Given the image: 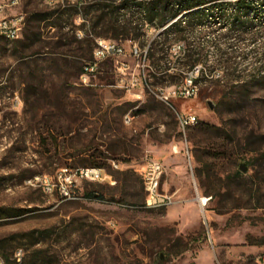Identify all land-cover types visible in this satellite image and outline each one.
<instances>
[{
    "label": "rangeland",
    "instance_id": "374dc122",
    "mask_svg": "<svg viewBox=\"0 0 264 264\" xmlns=\"http://www.w3.org/2000/svg\"><path fill=\"white\" fill-rule=\"evenodd\" d=\"M76 2L23 0L24 31L0 46L5 264H16L19 249L20 264H264V21L236 30L212 21L182 40L171 34L153 44L160 67L147 60L148 82L128 89L143 70L132 46H148L164 28L115 39L130 63L125 84L116 59L84 82L81 67L101 27L72 14ZM180 46L196 53L165 70L183 55ZM194 58L204 70L197 96L167 102ZM181 113L199 118L186 133ZM147 158L165 164L161 185L172 205L145 206L144 178L132 164ZM242 163L249 170L238 176ZM65 166L105 167L116 183L79 181L76 198H67L54 186Z\"/></svg>",
    "mask_w": 264,
    "mask_h": 264
},
{
    "label": "trees",
    "instance_id": "16d2710c",
    "mask_svg": "<svg viewBox=\"0 0 264 264\" xmlns=\"http://www.w3.org/2000/svg\"><path fill=\"white\" fill-rule=\"evenodd\" d=\"M228 5L234 8L231 12L227 11ZM263 8L264 0H77L72 14L84 19H94L91 29L101 27L98 36L104 38L136 40L144 35L142 27L146 25L164 28L149 44L148 58L151 66L157 69L160 64H155L154 43L166 42L172 37L171 34H175L173 37L178 40L186 39L192 28L212 21L231 30L249 27L256 21H264V15L260 12ZM181 53L183 55H179L176 62L167 65L165 70L185 63L186 58H193L196 52L189 47H181ZM198 61L203 62L194 58L193 63L182 72L192 69L199 64ZM261 67L264 71V65ZM249 164H253L251 159ZM236 174L242 176L240 168L236 170ZM200 183L204 188L202 178ZM3 213L0 209V215Z\"/></svg>",
    "mask_w": 264,
    "mask_h": 264
},
{
    "label": "built area",
    "instance_id": "2783aa9c",
    "mask_svg": "<svg viewBox=\"0 0 264 264\" xmlns=\"http://www.w3.org/2000/svg\"><path fill=\"white\" fill-rule=\"evenodd\" d=\"M23 0H0V46L5 42V35H12L15 40L18 36H21L25 23L27 20V14L20 9V5ZM97 46L94 49V55L92 59L85 60L82 66L81 79L84 82H88L92 75L98 74L101 69V63L109 60L116 59L119 63L117 66L120 71V82L125 84V76L130 69V63L120 60L121 57L126 55V47L119 41L112 38H98ZM182 46H180L181 48ZM149 45L141 48L137 43L131 48L130 54L141 61L143 70H141L139 77L135 74L130 81V84H125L128 89L136 86L140 79H144L148 82L144 72V67L148 58ZM140 65V63L138 64ZM203 65H195L192 69L184 72L185 79L180 84L173 86L167 94H164L163 98L170 102L174 96L190 98L197 96L199 92V86L197 84L200 75L203 76ZM152 72L156 73L151 67ZM200 71L202 73L200 74ZM199 118L193 113H181L179 114V127L182 133H186L189 126L198 123ZM176 149V148H175ZM177 150V149H176ZM128 165L126 162L116 160V164L112 165L115 168H122V166ZM131 165V164H130ZM141 166L132 164L136 170L140 171L144 178L146 201L145 206L149 208H159L170 206L174 203L173 195L162 189L161 181H156V172H164L166 170L165 164L157 158H147ZM76 169H82V177H75V169L65 166L58 170L56 176V183L61 191V194L67 198H76L73 196L74 187L79 181L100 182L115 184L116 179L108 172L105 167H78ZM202 198V197H200ZM208 198L205 202H208ZM264 260V254L262 256ZM22 261V250L19 249L16 253V264H20ZM0 264H5V259L0 250Z\"/></svg>",
    "mask_w": 264,
    "mask_h": 264
},
{
    "label": "bare ground",
    "instance_id": "6f19581e",
    "mask_svg": "<svg viewBox=\"0 0 264 264\" xmlns=\"http://www.w3.org/2000/svg\"><path fill=\"white\" fill-rule=\"evenodd\" d=\"M26 24V23H25ZM20 38V36L17 37V39ZM16 39V40H17ZM15 41V37L12 35H5V43ZM116 164V160H112V165ZM164 172H156V181H161L162 176ZM75 177H82V169H76L75 170ZM207 198H203L201 201L203 204H205V200Z\"/></svg>",
    "mask_w": 264,
    "mask_h": 264
},
{
    "label": "water",
    "instance_id": "95a60500",
    "mask_svg": "<svg viewBox=\"0 0 264 264\" xmlns=\"http://www.w3.org/2000/svg\"><path fill=\"white\" fill-rule=\"evenodd\" d=\"M240 169L243 171V172H247L249 170V166L245 163H242L240 165Z\"/></svg>",
    "mask_w": 264,
    "mask_h": 264
}]
</instances>
